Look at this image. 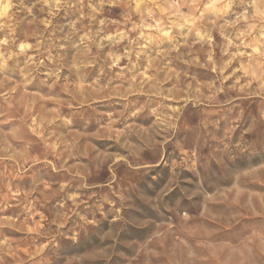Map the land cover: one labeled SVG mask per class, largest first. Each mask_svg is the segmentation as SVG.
<instances>
[{"label": "clouds", "instance_id": "9594fccd", "mask_svg": "<svg viewBox=\"0 0 264 264\" xmlns=\"http://www.w3.org/2000/svg\"><path fill=\"white\" fill-rule=\"evenodd\" d=\"M0 264H264V0H0Z\"/></svg>", "mask_w": 264, "mask_h": 264}]
</instances>
